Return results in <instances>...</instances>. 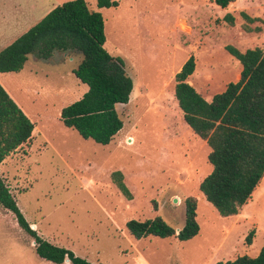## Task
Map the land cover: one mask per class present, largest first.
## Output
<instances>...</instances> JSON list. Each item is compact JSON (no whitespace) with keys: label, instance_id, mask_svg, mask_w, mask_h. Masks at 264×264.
<instances>
[{"label":"rangeland","instance_id":"obj_1","mask_svg":"<svg viewBox=\"0 0 264 264\" xmlns=\"http://www.w3.org/2000/svg\"><path fill=\"white\" fill-rule=\"evenodd\" d=\"M64 1L0 0V49ZM85 1L101 13L104 48L123 59L133 90L127 103L116 104L122 128L102 145L60 120L61 109L88 89L73 73L79 52L30 55L20 71L0 72V84L36 128L0 163L26 220L44 239L94 264H215L257 255L264 245V176L237 214L221 216L213 208L199 190L212 169L210 148L184 122L174 76L193 55L187 81L205 99L237 81L240 62L225 47L264 50V0H234L226 8L213 0H117L108 8ZM226 13L233 24L223 19ZM114 170L122 172L131 199L111 180ZM188 196L196 199V236L135 238L127 230L130 219L156 216L179 229ZM33 242L0 206V264L9 263L13 245L34 257Z\"/></svg>","mask_w":264,"mask_h":264},{"label":"trees","instance_id":"obj_2","mask_svg":"<svg viewBox=\"0 0 264 264\" xmlns=\"http://www.w3.org/2000/svg\"><path fill=\"white\" fill-rule=\"evenodd\" d=\"M95 1L98 8L118 6L117 0ZM213 1L226 8L234 0ZM240 14L249 22L257 20ZM223 19L229 24L234 22L231 13ZM104 43L101 13L90 9L85 0H67L0 49V72L20 71L30 55L49 59L56 53L79 52L82 58L73 73L88 89L61 109L60 120L82 138L106 145L123 126L116 104L128 102L133 80L123 59L108 53ZM225 49L240 62L237 81L229 82L210 100L205 99L187 81L195 70L194 56L190 55L174 76V97L184 122L210 148L207 159L212 169L201 180L199 190L221 216H231L248 202L264 176V50L254 47L241 51L232 45ZM35 130L34 123L0 84V163L27 142ZM110 177L122 195L131 199L122 172L114 170ZM184 204V223L178 231L160 216L143 221L130 219L125 226L135 238L188 240L199 232L196 199L188 196ZM0 206L13 213L19 227L32 237L41 258L57 264L66 259L72 264H94L32 229L1 175ZM253 234L251 229L247 243ZM215 264H264V245L255 256L240 255Z\"/></svg>","mask_w":264,"mask_h":264},{"label":"crops","instance_id":"obj_3","mask_svg":"<svg viewBox=\"0 0 264 264\" xmlns=\"http://www.w3.org/2000/svg\"><path fill=\"white\" fill-rule=\"evenodd\" d=\"M6 21H8V20H6ZM7 92H8V90H7ZM8 94L18 104V106L23 110V112L28 116V114L26 113V111L22 108V106H20V104L12 96V94H10V92H8ZM34 127H35V124H34ZM33 226L35 228V225L34 224H33ZM33 248H34V244H33ZM34 252H35V248H34ZM83 257L86 258V259H88V260H90V258L87 255H85ZM47 262H51V261L46 260L44 258H41L37 253H36V255L34 257H32L30 255V252H27V255L24 254V250H22V248H20L19 245H17V246H15V245L11 246V257L9 258V263L8 264H57V263H54V262H51V263H47ZM60 264H72V263H71L70 260L66 259L63 263H60Z\"/></svg>","mask_w":264,"mask_h":264},{"label":"water","instance_id":"obj_4","mask_svg":"<svg viewBox=\"0 0 264 264\" xmlns=\"http://www.w3.org/2000/svg\"><path fill=\"white\" fill-rule=\"evenodd\" d=\"M174 201H176V198H174ZM32 229H34V227H33V225H31L30 226ZM179 229H177V231H178Z\"/></svg>","mask_w":264,"mask_h":264}]
</instances>
